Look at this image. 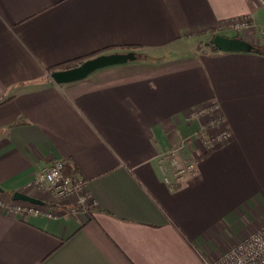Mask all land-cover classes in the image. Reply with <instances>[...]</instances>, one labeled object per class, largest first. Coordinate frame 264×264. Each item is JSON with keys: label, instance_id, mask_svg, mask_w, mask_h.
Here are the masks:
<instances>
[{"label": "crops", "instance_id": "0c3cea01", "mask_svg": "<svg viewBox=\"0 0 264 264\" xmlns=\"http://www.w3.org/2000/svg\"><path fill=\"white\" fill-rule=\"evenodd\" d=\"M243 17L264 27V0H0V193L32 195L34 173L62 159L95 202L0 211V264H202L264 224V53L208 44L264 46L230 27ZM101 49L136 58L48 75ZM211 102L231 137L205 151L188 114ZM168 149L196 165L175 188L157 166Z\"/></svg>", "mask_w": 264, "mask_h": 264}, {"label": "built area", "instance_id": "2783aa9c", "mask_svg": "<svg viewBox=\"0 0 264 264\" xmlns=\"http://www.w3.org/2000/svg\"><path fill=\"white\" fill-rule=\"evenodd\" d=\"M249 23L252 24V21L243 17L230 22V27L241 31ZM262 33L264 34V30ZM217 111L218 106L211 102L189 113L188 119L205 118L203 125L199 126V130L206 134L200 145L205 151L230 139V133L224 128L223 119ZM211 128L220 129L212 134ZM64 164L62 159L54 160L44 169L36 171L28 183L33 194H26L41 199L43 205L13 200L12 195L0 193V211L18 217H54L58 208H63L65 214L89 212L95 202L88 191L86 180L78 174H65ZM157 166L163 181L170 188L180 185L186 176L196 170L195 161L184 159L181 164L175 157V151L171 149L158 156ZM242 260H246L247 264H264V224L247 235L238 236L230 245L219 250L215 257L203 258L202 264H240Z\"/></svg>", "mask_w": 264, "mask_h": 264}, {"label": "water", "instance_id": "95a60500", "mask_svg": "<svg viewBox=\"0 0 264 264\" xmlns=\"http://www.w3.org/2000/svg\"><path fill=\"white\" fill-rule=\"evenodd\" d=\"M213 45L223 51H239V50H250L251 46L249 43L236 39L234 37H226L221 34H216L212 39ZM136 58V54L133 51L127 52H113V53H102L92 57H89L77 64L76 66L66 68V69H58L51 73V79L58 84L72 82L76 80L83 79L93 71L99 68H103L106 66L125 63L130 60H134ZM2 188L0 187V192ZM13 200H23L30 203L43 205L44 202L35 198L31 195L20 191H14L12 193Z\"/></svg>", "mask_w": 264, "mask_h": 264}, {"label": "trees", "instance_id": "16d2710c", "mask_svg": "<svg viewBox=\"0 0 264 264\" xmlns=\"http://www.w3.org/2000/svg\"><path fill=\"white\" fill-rule=\"evenodd\" d=\"M249 43V42H247ZM210 45V47L212 49H216V47L213 45L212 43V40H210V42L208 43ZM250 46H251V51H254L256 53H264V46H261V45H255L253 43H249ZM135 48V47H133ZM107 50L109 49H101V50H98L90 55H85L83 57H78V58H75V59H71V60H68V61H64L62 63H59L57 65H54V66H51L48 68V75L50 76L51 73L55 70H58V69H66V68H70V67H73V66H76L77 64L81 63L82 61H84L85 59L89 58V57H92V56H95V55H98V54H102L103 52H106ZM51 78V77H50ZM18 123V121H17ZM63 172L65 174H77L76 170L70 166H68L67 164H64V168H63Z\"/></svg>", "mask_w": 264, "mask_h": 264}, {"label": "rangeland", "instance_id": "374dc122", "mask_svg": "<svg viewBox=\"0 0 264 264\" xmlns=\"http://www.w3.org/2000/svg\"><path fill=\"white\" fill-rule=\"evenodd\" d=\"M250 29V30H252L253 28L256 30V34H258V36L259 37H261V38H263L264 39V34L262 33V30H264V27H258V26H251V23H249L248 24V26L247 27H245L244 29ZM244 29H242V30H244ZM235 30V29H234ZM140 56H142V55H140ZM216 104V103H215ZM205 105H207V104H205ZM217 105V104H216ZM218 106V105H217ZM200 107H193L189 112H191V111H193V110H195V109H199ZM218 114L221 116V114H220V112H219V107H218ZM200 115V114H199ZM188 117H189V114H188ZM222 117V119H223V125H224V128H226L227 129V131L230 133V137H231V131L227 128V126H226V124H225V121H224V118H223V116H221ZM204 117H202V118H198V119H196L197 121H198V125L199 126H202L203 125V122H204ZM212 130V132H210V133H212V134H214V131L216 130H218V129H220V128H211ZM223 129V128H222ZM199 132L200 133H202L200 130H199ZM202 135L203 136H201V137H199L198 139H197V141H199V144L201 145V141H202V138L206 135V134H204V133H202ZM218 145V144H217ZM216 145H214L213 147H212V149L215 147ZM211 150V149H210ZM175 157H177V160L179 161V163H183L184 162V159L185 160H187V159H190L191 160V158H184V156H182V158H180L179 159V157L177 156V154L175 153ZM193 161H195L194 159H192ZM248 223H249V221H248ZM231 235V237L229 238L230 239V241L232 242V241H234L238 236H240V235H238V234H235V233H232V234H230ZM229 235V236H230ZM238 235V236H237ZM245 235H247V234H245ZM242 236H244V235H242Z\"/></svg>", "mask_w": 264, "mask_h": 264}, {"label": "clouds", "instance_id": "9594fccd", "mask_svg": "<svg viewBox=\"0 0 264 264\" xmlns=\"http://www.w3.org/2000/svg\"><path fill=\"white\" fill-rule=\"evenodd\" d=\"M253 252L256 253V250L253 249ZM240 264H247V261H246V260H242V261L240 262Z\"/></svg>", "mask_w": 264, "mask_h": 264}]
</instances>
